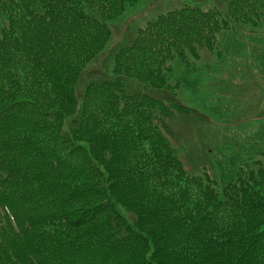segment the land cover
I'll use <instances>...</instances> for the list:
<instances>
[{"label":"trees","instance_id":"trees-1","mask_svg":"<svg viewBox=\"0 0 264 264\" xmlns=\"http://www.w3.org/2000/svg\"><path fill=\"white\" fill-rule=\"evenodd\" d=\"M140 0H0V264H264V119L232 132L216 174L187 169L175 123L218 122L248 58L264 101V0L159 14L83 76Z\"/></svg>","mask_w":264,"mask_h":264},{"label":"rangeland","instance_id":"rangeland-1","mask_svg":"<svg viewBox=\"0 0 264 264\" xmlns=\"http://www.w3.org/2000/svg\"><path fill=\"white\" fill-rule=\"evenodd\" d=\"M228 0H140L139 4L132 8L125 16L113 23V38L109 42L105 52L99 56L87 69L83 76V81L88 78H98L103 72L110 71L109 54L119 44L127 41L135 35V29L145 25L149 20L156 18L159 14L166 13L173 9H179L186 5L199 4L204 8L216 7L224 9ZM111 25V28H112ZM216 58L205 54L201 61L197 63L199 67L206 65H215ZM240 74L245 79L244 86L233 85L232 77ZM224 76L230 75L225 79L222 88L231 90L232 97L229 98V103L234 107V114L225 122H218L207 112L206 108L202 107L198 97H191L188 93L182 91L185 100L192 106L199 108L206 119L201 121H193L185 123V120H179L174 127L179 136L178 141L182 143L184 149L179 150L180 155L188 170L201 173L203 165L206 166L211 173L216 174V151L219 149L221 139L225 135L232 132L251 133L254 129L263 122L264 109L261 106L259 111L250 116L252 109L255 108V96H259L256 91L250 95L255 87L256 82L252 72L245 67H236L234 63L228 64L222 71ZM200 78L203 81L204 89L207 94L205 97L216 94L218 84L221 79L210 78L207 74L201 73ZM253 104V105H252ZM261 116V120H260ZM257 118L259 121H253Z\"/></svg>","mask_w":264,"mask_h":264}]
</instances>
